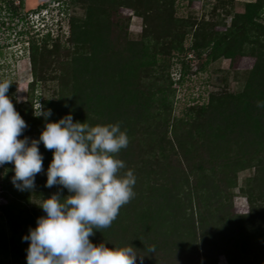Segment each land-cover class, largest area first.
<instances>
[{"label":"rangeland","instance_id":"374dc122","mask_svg":"<svg viewBox=\"0 0 264 264\" xmlns=\"http://www.w3.org/2000/svg\"><path fill=\"white\" fill-rule=\"evenodd\" d=\"M19 1L0 0V80L23 135L39 137L41 105L129 137L117 155L135 195L89 239L130 243L143 264H264V0ZM11 167L0 264H26L22 236L57 187L42 172L18 191Z\"/></svg>","mask_w":264,"mask_h":264},{"label":"clouds","instance_id":"9594fccd","mask_svg":"<svg viewBox=\"0 0 264 264\" xmlns=\"http://www.w3.org/2000/svg\"><path fill=\"white\" fill-rule=\"evenodd\" d=\"M12 81L0 80V167L11 164L12 185L18 191H33L36 176L46 174L44 186L57 187L38 204L44 215L29 227L26 264H143V256L132 244L104 241L93 243L94 229L109 227L121 206L135 195L136 177L118 157L129 144L120 124L89 125L74 121L71 113L50 120L51 109L34 110L44 118L39 137L23 135L28 127L14 108L8 90ZM264 107V102H257ZM51 150L47 168L39 145ZM66 189L67 194L62 195ZM148 251L154 252L155 246Z\"/></svg>","mask_w":264,"mask_h":264},{"label":"trees","instance_id":"16d2710c","mask_svg":"<svg viewBox=\"0 0 264 264\" xmlns=\"http://www.w3.org/2000/svg\"><path fill=\"white\" fill-rule=\"evenodd\" d=\"M23 0H20L19 1V4L21 5L23 2H22ZM60 7H61V12L63 13V16H64V19H65V17H68L67 15H68V12H67V10H66V7H64V5L63 4H60ZM7 9H9V11H11V13H15L16 12V9L15 8H10V6H8L7 7ZM66 10V11H65Z\"/></svg>","mask_w":264,"mask_h":264}]
</instances>
